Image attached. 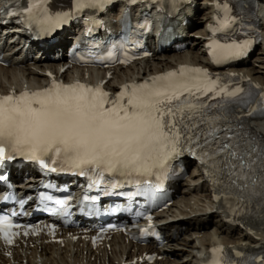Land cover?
Wrapping results in <instances>:
<instances>
[{
  "label": "snow or ice",
  "instance_id": "snow-or-ice-1",
  "mask_svg": "<svg viewBox=\"0 0 264 264\" xmlns=\"http://www.w3.org/2000/svg\"><path fill=\"white\" fill-rule=\"evenodd\" d=\"M27 2L19 14L41 24L52 20L34 14L37 0ZM103 2L76 0L77 7ZM60 20L56 16L54 24ZM248 43L214 41L210 47L214 57H230L239 55ZM249 97L243 88L219 84L204 69L184 67L154 77L151 83L125 85L114 98L100 87L80 83H53L40 92L3 96L0 163L19 153L41 162L49 156L54 163L88 168L99 177L151 176L188 148L210 165L225 195L238 201L264 200V137L249 133L238 111L242 107L248 115L257 111H248L255 102L250 103ZM260 103L264 105V94ZM19 227L10 216H0V238L6 243H13ZM213 264L226 262L216 259Z\"/></svg>",
  "mask_w": 264,
  "mask_h": 264
},
{
  "label": "bare ground",
  "instance_id": "bare-ground-1",
  "mask_svg": "<svg viewBox=\"0 0 264 264\" xmlns=\"http://www.w3.org/2000/svg\"><path fill=\"white\" fill-rule=\"evenodd\" d=\"M259 1L264 3L262 0ZM212 2L213 0H203L200 6L195 4L194 8L192 9L194 14L202 11V20L198 22H201L203 25L199 29V32L195 34L196 37L192 41L193 47L191 50H188L187 53L183 52L179 54L172 49L170 51L174 52H165L161 55H153L149 61L140 62L131 68L118 72L115 71L111 80L106 83L107 88L114 90L115 87L120 83L133 80H137V82L141 81L143 78L149 75L175 68L179 63H193L195 65L207 66L205 58V53L207 51L205 44L207 41L204 39V37L206 36V24L210 20L212 13ZM13 32L14 31L8 32L9 37L18 38V36ZM181 37L186 38L183 42H190V36L188 35L186 29H183ZM57 48H61V45H59ZM45 61L47 62L45 63L42 60H39L36 65H33L32 67H25L20 70L0 69V91L5 92L12 88L21 90L23 87H43L47 82V79L43 76L44 70L53 69V72L56 73L54 68L58 65V63L63 61V58L62 55H57L55 58H47ZM234 71L238 74H241L243 77H247L253 82L259 84L264 90V41L261 49L257 52V57L251 61L247 60L243 62ZM92 75V70H79L69 71L62 76L65 79L83 78L87 79L88 81H92ZM96 75L99 76L100 73L97 72ZM251 127L254 132L264 137V119L253 121L251 123ZM193 168L194 175H188L189 179L193 178L191 180V184L189 183L190 181H188V184L183 183V186L179 187L178 197L180 202H177L178 207L184 204L185 207L191 210V213L187 214L183 211H179V213H177L172 208H170L169 211L161 215L163 217L160 221L161 223L173 220V223H171L168 227V234L166 235L170 244L165 255L168 257L170 255V257H174V261L177 262V264H194L198 257L205 253L208 245L217 242L224 244L231 251L234 249H246L248 251H254L256 248H258V246L261 249H264V202H262L263 205L261 207H257L255 210H252V216L247 221H245L243 225L235 227L227 221L228 216L226 215V211H220V208L216 207L215 203L212 202L209 180L204 179L201 175H199L197 167ZM192 201L193 203H191ZM203 201H206L208 205V210L205 212L200 210V205ZM194 206L196 209H194ZM214 207L217 208L215 213L212 212ZM192 212L197 214L198 217L187 220L179 218L178 220V215H184L187 218L190 216V214H192ZM171 214L173 215L171 216ZM171 228L176 230L175 235L174 233L169 232ZM202 231L205 233L207 232L205 235L210 234H208V231L211 233L215 232L219 235V238L213 239L204 235V237H202ZM195 238H201V240L197 239V242H195L193 241ZM182 247H186L187 249ZM117 249H119V251H117ZM121 249V246H115L114 254L117 259H121V256H118ZM190 249H192V251H190ZM69 254L70 251H65L64 255L60 256L48 248L44 249V256L47 257L45 261L49 262V264H68L67 258L70 257ZM80 260L82 259H80L79 256H76L75 264H79ZM95 260H100L104 263L106 262V257L101 255L99 258L95 257ZM113 262L114 259H109V264H113ZM160 264L172 263L171 260L168 262L164 261L163 259Z\"/></svg>",
  "mask_w": 264,
  "mask_h": 264
},
{
  "label": "rangeland",
  "instance_id": "rangeland-1",
  "mask_svg": "<svg viewBox=\"0 0 264 264\" xmlns=\"http://www.w3.org/2000/svg\"><path fill=\"white\" fill-rule=\"evenodd\" d=\"M202 1H203V0H202ZM202 1H201V2H202ZM201 2H198V3H196V4L200 6V5H201ZM200 14H201V16H202V11L199 12V15L197 16L198 18L200 17ZM199 20L201 21L202 19L200 18ZM197 22H198V21H197ZM202 25H203V24H202L201 22H198V24L196 23V26H193V27L191 28V30H190V32H191V33H194V34H190V33H188V35L190 36V37H189V41H190L189 43H190V45L188 46V50H191V48L193 47V46H192V41L195 39V37H196L195 34L199 32V29L202 27ZM260 49H261V48H260ZM260 49H259V50H260ZM188 50H187V51H188ZM259 50H258V51H259ZM187 51H186V53H187ZM258 51H257V52H258ZM257 52H255V53L253 54L251 60L257 57ZM190 173H191V170H190ZM188 181H190L189 183L191 184V179H190V180L188 179ZM188 181H187V184H188ZM184 182L186 183V180H185ZM192 183H193V182H192ZM195 183H197V182H195ZM182 186H183V185H182ZM177 202L179 203L180 201H177ZM200 206H201V207H200V210H203L204 212L208 210V207H207L208 205H207V202H206V201L201 202V205H200ZM186 220H187V218H186ZM207 230H208V228H207ZM202 232H203V231H202ZM206 233H207V232H206ZM206 233L203 232L202 237H204V236H208V237L213 238V239L219 238V237H218L219 235L216 234L215 232H214V233H211L210 231H208V234L210 233L209 235H205ZM203 235H204V236H203ZM202 237H201V238H202ZM201 238H200V239H199V238H195V240H193V241L197 242V239L201 240ZM182 248H184V247H182ZM184 249H187V248L185 247ZM190 251H192V249H190ZM179 252H181V251H179ZM170 256H171V255H170ZM167 257H168V256H167ZM171 258H172L171 263H172V264H177V262L174 261V260H175L174 257H171ZM104 263H105V262H104ZM79 264H81V263H79Z\"/></svg>",
  "mask_w": 264,
  "mask_h": 264
}]
</instances>
